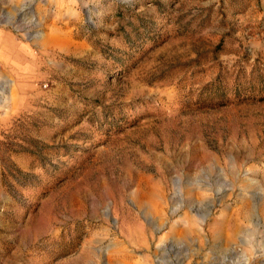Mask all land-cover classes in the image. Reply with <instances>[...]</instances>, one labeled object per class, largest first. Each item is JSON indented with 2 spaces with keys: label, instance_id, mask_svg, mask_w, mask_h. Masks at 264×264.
I'll return each mask as SVG.
<instances>
[{
  "label": "rangeland",
  "instance_id": "374dc122",
  "mask_svg": "<svg viewBox=\"0 0 264 264\" xmlns=\"http://www.w3.org/2000/svg\"><path fill=\"white\" fill-rule=\"evenodd\" d=\"M0 264H264V0H0Z\"/></svg>",
  "mask_w": 264,
  "mask_h": 264
},
{
  "label": "crops",
  "instance_id": "0c3cea01",
  "mask_svg": "<svg viewBox=\"0 0 264 264\" xmlns=\"http://www.w3.org/2000/svg\"><path fill=\"white\" fill-rule=\"evenodd\" d=\"M40 36V35H39ZM52 37H54L53 36V31H48V30H45L44 31V33H43V39L45 40V41H48L49 43L51 42V40H52ZM26 51H28L27 49H26Z\"/></svg>",
  "mask_w": 264,
  "mask_h": 264
}]
</instances>
